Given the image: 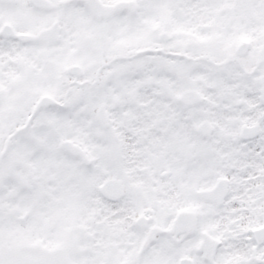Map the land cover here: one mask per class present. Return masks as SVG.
I'll return each instance as SVG.
<instances>
[{"label": "snow or ice", "instance_id": "6c2138e0", "mask_svg": "<svg viewBox=\"0 0 264 264\" xmlns=\"http://www.w3.org/2000/svg\"><path fill=\"white\" fill-rule=\"evenodd\" d=\"M0 264H264V0H0Z\"/></svg>", "mask_w": 264, "mask_h": 264}]
</instances>
